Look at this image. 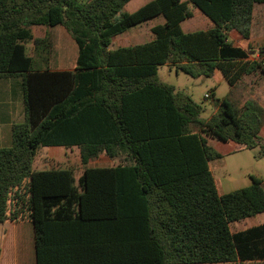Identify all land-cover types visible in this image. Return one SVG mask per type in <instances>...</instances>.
<instances>
[{"label":"trees","instance_id":"trees-1","mask_svg":"<svg viewBox=\"0 0 264 264\" xmlns=\"http://www.w3.org/2000/svg\"><path fill=\"white\" fill-rule=\"evenodd\" d=\"M0 0V77L22 79L25 122L0 148V224L31 222L36 264H223L264 262V224L232 225L264 212L263 181L220 194L209 139L260 148L264 106L201 117L191 98L158 78L164 65L192 77L219 71L231 87L261 62L228 40L250 37L253 7L264 0H190L215 27L184 32L188 2L151 0ZM158 16L153 40L111 48L114 37ZM62 26L78 54L73 70L48 66L52 42L32 27ZM32 43L29 55L26 44ZM264 47L260 49V53ZM42 147H77L84 165L106 155L113 167L33 170Z\"/></svg>","mask_w":264,"mask_h":264},{"label":"rangeland","instance_id":"rangeland-1","mask_svg":"<svg viewBox=\"0 0 264 264\" xmlns=\"http://www.w3.org/2000/svg\"><path fill=\"white\" fill-rule=\"evenodd\" d=\"M146 2V0H134L125 7L124 11L128 13L134 12ZM155 21L157 22L158 20ZM206 21H208V18L195 9L194 17L183 24V29L186 32L200 30ZM145 28L146 25L134 27L128 33H135L136 35L143 33L145 36L138 42H141V40L146 42V40H149L146 39L147 35L151 34ZM35 34L36 38L47 36L52 42V53L48 55V66L50 68H74L78 47L64 27L58 26L48 28V30L42 28L36 30ZM127 37V35L122 36L125 40ZM29 48L33 50L32 45ZM158 78L162 82L173 86L176 92L183 93L197 103L202 108L201 117L203 119H209L218 113V102L224 97H229L237 106H242L250 100H255L249 84L246 86V83L241 80L235 87H231L222 76L220 78L218 73L211 77H192L184 72L177 71L173 66L164 65L158 69ZM206 95L209 97L207 98ZM213 145L218 146L215 142ZM231 145L233 150L227 154L222 153L217 148L216 150L219 151L220 156L210 161V169L218 191L225 194L248 187L252 183L251 177L260 178L263 181L262 186L264 189V156H258L260 148L238 149L239 145ZM48 150L45 147L40 148L32 165L33 170L69 168L73 170L75 178L78 179L85 168L112 167L120 164L118 160L102 155L84 165L81 162L78 148L68 150V158L64 160L56 159V156H50L47 153ZM260 224H264V212L236 222L233 230H244ZM16 232H18L17 238L22 246L20 251L21 263L36 264L34 230L31 222L19 224L16 227Z\"/></svg>","mask_w":264,"mask_h":264},{"label":"crops","instance_id":"crops-1","mask_svg":"<svg viewBox=\"0 0 264 264\" xmlns=\"http://www.w3.org/2000/svg\"><path fill=\"white\" fill-rule=\"evenodd\" d=\"M132 1L134 0H131L130 2ZM146 1L148 2L151 0H146ZM183 1L188 2V6L192 11L191 18H193L195 14V9L197 8L190 2V0H183ZM155 20H158V21L156 22ZM187 20L182 22L181 24L182 29H183V24ZM164 23H165V18L163 16H158L140 25L135 26V27H138V26L146 25L145 29H147V32L151 34L149 36L147 35L146 39H149V40H146V42H142L144 40H141V42H138L140 41V39H143L145 34L141 33V34L136 35L134 33L135 34L134 35V34L128 33L130 29L134 28L132 27L128 29L126 32L114 37L112 40L111 48L131 47V46L147 43L153 40L154 38V35L152 33V28L158 25H163ZM201 27L202 28L200 30H208V29L215 27V24L208 18V21H206ZM42 28H44L45 30H48V28L44 26H35L31 28L34 34V37H36L35 31L38 29H42ZM200 30H197V31H200ZM187 33H190V32H187ZM124 35L128 36L126 40L125 38H122V36ZM228 40L234 46L240 47L249 52V56L247 60L253 61V62L258 60L260 49L264 47V3L254 4L250 37L248 39H245L237 30L232 29L228 33ZM31 45L30 43L26 44L29 55L33 54V50L29 48ZM77 54H78V49H77ZM76 59H77V55H76ZM74 68H70V69L56 68L54 70H57V71L73 70ZM216 73H218L221 78L222 74L219 71H216L214 75ZM222 78L224 79L223 76ZM241 80H243L246 83V86H248L249 84V88L253 92L255 101H257L258 103L264 106V73L260 70H257L250 74H245ZM24 122H25V111H24V104H23V89H22L21 77L20 76L0 77V148L11 147L13 126L16 124H23ZM260 137L264 142V126L261 128ZM214 142L218 146H214L213 145ZM209 144L215 150L218 148L220 149L222 153L227 154L233 150V146L231 144H237V143L233 141L223 142L218 139H209ZM45 148L49 149L47 153L50 154V156H56V159L64 160L68 158L67 151L75 149L77 147H73V148L45 147ZM217 152L219 153V151ZM59 169H66V168H59ZM78 179H76V183L78 182ZM22 223H25V222H16V223L5 222L3 224H0V264H22L21 256H20L21 255L20 251H21L22 246H21V242L18 241V238H17L18 232H16V227H18L19 224H22ZM233 226H235V223L232 225V230H233ZM233 231H240V230H233ZM34 245H35V242H34ZM35 263H36V258H35ZM223 264H261V263L259 261H245V262L237 261V262H229V263H223Z\"/></svg>","mask_w":264,"mask_h":264},{"label":"built area","instance_id":"built-area-1","mask_svg":"<svg viewBox=\"0 0 264 264\" xmlns=\"http://www.w3.org/2000/svg\"><path fill=\"white\" fill-rule=\"evenodd\" d=\"M258 61L261 62L262 66H264V51L261 54H259ZM206 97L208 98L209 96L206 95Z\"/></svg>","mask_w":264,"mask_h":264}]
</instances>
